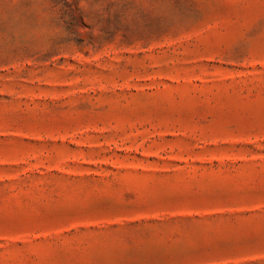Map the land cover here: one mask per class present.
<instances>
[{
	"label": "rangeland",
	"instance_id": "obj_1",
	"mask_svg": "<svg viewBox=\"0 0 264 264\" xmlns=\"http://www.w3.org/2000/svg\"><path fill=\"white\" fill-rule=\"evenodd\" d=\"M0 264H264V0H0Z\"/></svg>",
	"mask_w": 264,
	"mask_h": 264
}]
</instances>
